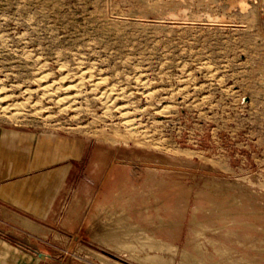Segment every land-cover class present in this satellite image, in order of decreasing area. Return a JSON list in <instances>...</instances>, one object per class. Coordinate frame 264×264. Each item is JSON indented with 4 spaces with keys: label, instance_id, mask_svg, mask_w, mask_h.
I'll return each instance as SVG.
<instances>
[{
    "label": "rangeland",
    "instance_id": "obj_1",
    "mask_svg": "<svg viewBox=\"0 0 264 264\" xmlns=\"http://www.w3.org/2000/svg\"><path fill=\"white\" fill-rule=\"evenodd\" d=\"M0 96L17 107L0 127L81 150L57 191L67 229L0 235L48 264H149L144 231L264 264V0H0Z\"/></svg>",
    "mask_w": 264,
    "mask_h": 264
},
{
    "label": "crops",
    "instance_id": "obj_2",
    "mask_svg": "<svg viewBox=\"0 0 264 264\" xmlns=\"http://www.w3.org/2000/svg\"><path fill=\"white\" fill-rule=\"evenodd\" d=\"M51 140L48 133L0 127V214L7 218L0 226L8 231L15 230L13 223L37 233L67 229L56 222L57 191L81 150L67 139ZM0 264H48V255L25 249L12 235H0Z\"/></svg>",
    "mask_w": 264,
    "mask_h": 264
},
{
    "label": "bare ground",
    "instance_id": "obj_3",
    "mask_svg": "<svg viewBox=\"0 0 264 264\" xmlns=\"http://www.w3.org/2000/svg\"><path fill=\"white\" fill-rule=\"evenodd\" d=\"M41 78H44V77H42V76H40V78L38 79L39 81H40V85H42L43 83H42V81H41ZM48 81V80H47ZM102 82V81H101ZM39 85V84H38ZM95 85L96 86H98L99 85V81H97L96 83H95ZM40 87V86H39ZM48 87H49V85L48 84H45V85H42V88L44 89V92L45 93H48ZM50 89H51V87H49ZM3 93V92H2ZM1 93V94H2ZM49 94V93H48ZM101 95L102 96H100L101 98H103L105 101H107V102H113V101H115V98L114 97H111V94H110V91L109 92H107V91H103V92H101ZM113 95V94H112ZM59 101L62 103V105H64L65 103H67V102H69L70 101V97H68V96H62V97H59ZM14 104V103H13ZM16 106H18L17 104H16ZM19 108V107H18ZM0 109L4 112V113H11L10 111L12 110V109H17V107H12L11 105H9V104H5L4 103V100H3V97H1L0 96ZM19 110V109H18ZM14 113V112H13ZM16 113V112H15ZM12 115V114H11ZM130 121H127V123H129ZM105 208H107V207H105ZM105 212V211H104ZM107 215H110L111 216V218L112 219H115V220H112V219H110V220H112V222L113 221H116V223H123L124 225L126 224V225H131L132 224V226H133V222L131 223L129 220H128V215H127V213H126V211L124 210V209H122V208H118V209H116V210H110V209H108L107 210ZM103 223V222H102ZM105 223V222H104ZM114 223V222H113ZM111 225V224H110ZM114 225H116V224H113V226ZM123 225V226H124ZM120 226V225H119ZM122 226V228H119L118 230H121V229H123L124 227ZM107 227V226H106ZM114 228V227H113ZM127 228V227H126ZM132 228V227H131ZM138 229V228H137ZM117 230V231H118ZM124 231H122V232H126L125 231V229H123ZM127 230H128V228H127ZM133 230H135L134 228H132V230L130 229V232H132ZM117 231H113V232H117ZM138 231H140V230H138ZM128 233H130L129 232V230L127 231ZM134 232V231H133ZM140 232H142V231H140ZM146 231H144V234H141L140 233V237H138L139 236V234L138 235H136L137 237H138V239L139 240H141V238L143 239H145V238H149V240H151L152 241V243H151V241H150V243L149 244H147L148 245V249H146L147 251L145 252L146 254L144 255V257L142 256V258L144 259L143 261H145L146 260V262H147V260L150 262L149 264H167L166 262L169 260V259H167L168 258V256L166 255V254H164L163 255V253H171L172 255L170 256L171 258V260L172 259H174L177 255H178V257H179V261L182 263V262H184L185 263V261H187V262H189V263H191V264H206L205 262H204V260L202 259V258H199V257H197V255H194L193 253H191L190 251H188V250H185V249H183V250H179L178 249V247H177V245H175V244H173V243H171V242H168V241H166V240H164V239H162L161 237H158V236H156L154 233H151V234H149V233H145ZM123 233V234H124ZM126 234V236H128L129 237V235H127V233H125ZM114 235V234H113ZM118 236V235H117ZM125 236V235H124ZM136 236H135V238H136ZM115 237V236H114ZM117 238V237H116ZM121 238H124L125 239V237H121ZM127 238V237H126ZM113 239V238H112ZM119 240V239H118ZM137 240V239H136ZM115 241V240H114ZM117 241V240H116ZM126 241H128V240H126ZM122 242V241H121ZM148 242V241H147ZM131 243H132V241H131ZM141 242H139V244H140ZM146 243V242H145ZM118 245V244H117ZM130 245V244H129ZM132 245V244H131ZM136 245V244H135ZM135 245H133V246H135ZM141 245V244H140ZM119 246V245H118ZM132 246V247H133ZM142 246H144V244H142ZM139 247V246H138ZM141 248V247H140ZM143 248V247H142ZM137 250H138V248H137ZM140 250V249H139ZM89 253L90 254H88V255H94V256H97V257H99V258H102V259H104V261L105 262H107V257H106V255L105 254H103V253H101V252H99V251H96V250H93V249H89ZM133 255V254H132ZM165 255L167 256V257H165ZM134 257V256H133ZM109 261V260H108ZM110 262V261H109ZM116 262V261H115ZM169 262V261H168ZM118 264H123V263H118ZM188 264V263H187Z\"/></svg>",
    "mask_w": 264,
    "mask_h": 264
}]
</instances>
